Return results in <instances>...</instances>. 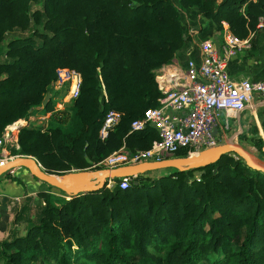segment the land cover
<instances>
[{
    "label": "trees",
    "instance_id": "obj_1",
    "mask_svg": "<svg viewBox=\"0 0 264 264\" xmlns=\"http://www.w3.org/2000/svg\"><path fill=\"white\" fill-rule=\"evenodd\" d=\"M187 9L240 39L264 23V0H0V138L38 112L53 114L46 131L30 124L7 140L8 157L61 175L102 170L94 166L124 146L151 148L159 133L132 125L158 106L159 71L185 43ZM59 69L81 76L79 96L60 111L51 94ZM109 111L121 122L100 142ZM254 145L264 161V141ZM158 172L125 190L114 178L78 195L34 177L48 188L37 193L40 223L0 244V264H264L263 172L230 154L203 169ZM3 177L25 187L13 170Z\"/></svg>",
    "mask_w": 264,
    "mask_h": 264
},
{
    "label": "built area",
    "instance_id": "obj_2",
    "mask_svg": "<svg viewBox=\"0 0 264 264\" xmlns=\"http://www.w3.org/2000/svg\"><path fill=\"white\" fill-rule=\"evenodd\" d=\"M223 26L221 39L206 37L198 40L203 56L200 64L191 60L185 69H179V74L174 73L165 81L158 76L161 91L158 106L148 109L142 119L133 123L132 129L143 131L151 127L159 133L160 139L151 148L137 152H127L124 146L94 168L116 169L176 158L180 152L196 155L214 148L220 145L214 131L218 127L227 126L230 115L252 107L255 96L264 97V81L235 80L231 76L227 68L229 60L250 49L252 44L250 38L240 39L231 34L226 23ZM259 29L264 31L262 21ZM64 85H69L68 101L76 99L80 94V74L59 69L56 86L61 88ZM40 120H45V117ZM120 122L121 115L109 111L100 130V142L106 141ZM7 136L6 131L0 138V149L6 143ZM230 157L236 161L241 160L235 153H231ZM9 159L0 154V164ZM137 178L138 175L121 178L120 188L128 189ZM114 184L113 179L108 181L109 187ZM26 199L24 195L11 196L0 192L1 245L12 242L17 234L28 231L40 222V211L24 216Z\"/></svg>",
    "mask_w": 264,
    "mask_h": 264
},
{
    "label": "crops",
    "instance_id": "obj_3",
    "mask_svg": "<svg viewBox=\"0 0 264 264\" xmlns=\"http://www.w3.org/2000/svg\"><path fill=\"white\" fill-rule=\"evenodd\" d=\"M181 22L185 43L173 62L159 71L158 76L162 77V81H165L174 73L179 74V69H185L187 63L191 60H194L198 64L201 63L203 56L198 44L200 38L214 37L221 39L224 34V29L218 31L216 24L212 20L206 19L198 9L183 11L181 13ZM250 39L252 47L230 59L227 68L235 80L250 79L264 81V31L258 30L251 35ZM64 86L57 89L61 90ZM67 86L69 87V85ZM68 94L69 88L66 100L68 99ZM39 118L41 119V117ZM31 119L32 121L35 120V118ZM22 121H25L23 123L26 124L25 126L32 123L28 119ZM20 125L21 123L18 126L12 125L6 130L8 134H13L11 139L19 132L17 130ZM12 128H16V133H14ZM214 134L219 138L220 145L240 146L254 157H259L254 141L256 139L264 141V97L255 96L252 107L230 115L227 126L218 127L214 131ZM1 150L0 154L9 159L10 157H8V153L4 147ZM13 172L15 177L23 180L25 187L19 186L16 183L10 184L6 180L5 186L8 191H3L4 193L11 196L25 195L29 197L42 191L40 182H37L33 176L31 177L26 168H17Z\"/></svg>",
    "mask_w": 264,
    "mask_h": 264
},
{
    "label": "water",
    "instance_id": "obj_4",
    "mask_svg": "<svg viewBox=\"0 0 264 264\" xmlns=\"http://www.w3.org/2000/svg\"><path fill=\"white\" fill-rule=\"evenodd\" d=\"M25 125L21 124L17 131H20ZM12 135L8 134L7 140H10ZM231 153H235L241 157L248 167L264 173V165L247 150L240 146L222 144L203 150L196 155H187L156 162H144L116 169L72 171L61 175L48 174L35 158L20 156L10 158L7 162L0 164V177L10 170L26 168L30 175L39 181L45 182L49 186L61 190L68 195H78L84 192L101 190L107 181L114 178L134 177L167 169H176L178 172L203 169L211 164L217 163L224 155Z\"/></svg>",
    "mask_w": 264,
    "mask_h": 264
},
{
    "label": "rangeland",
    "instance_id": "obj_5",
    "mask_svg": "<svg viewBox=\"0 0 264 264\" xmlns=\"http://www.w3.org/2000/svg\"><path fill=\"white\" fill-rule=\"evenodd\" d=\"M66 87H67V85L64 86L65 89L63 88V89L59 90V89H57V86L55 85V83L52 86V93L51 94L53 95V101L55 103V109L56 110L60 111L62 109L71 108L73 100H71V101H67L68 99L66 100V98H67L66 96L68 93V90L66 89ZM60 92L62 93L61 96L59 95ZM56 94H58V96H56ZM52 115H53L52 113L45 114V113L41 112V113H38L36 115L31 116V118H35V120L32 121L31 118H28V120H30L32 122L31 124L33 126L40 128L42 131H46L47 128L49 127ZM39 117H45V120H40ZM20 123L23 124V123H25V121H20L14 125L18 126V124H20ZM6 130H8V128ZM12 130L14 131V133H16V128H12ZM255 158L260 163H262L264 165V161L261 160V158H259V157H255ZM166 171L169 172L170 169L169 170L168 169L167 170H159V172L157 174H162ZM200 174H201L200 172H196L195 174H193V177L191 178V180L192 181L198 180L200 178ZM37 182H39V181L37 180ZM5 184H6V179L3 177L0 180V190H1L0 192H3V191L7 192L8 191L6 189ZM40 184H41L42 191L48 190L47 186L43 185L41 182H40ZM61 198L65 199V200L69 199L68 197H64V196H61ZM43 204H44V202L37 196V194H35L34 196H29V197L27 196L26 202L24 204V211H23L24 216L28 217L29 215L32 214V212H35V211L41 212L43 209V206H45ZM38 224H36V225H38ZM19 235L20 234H17L15 237H18ZM15 237L13 238V240L15 239Z\"/></svg>",
    "mask_w": 264,
    "mask_h": 264
}]
</instances>
